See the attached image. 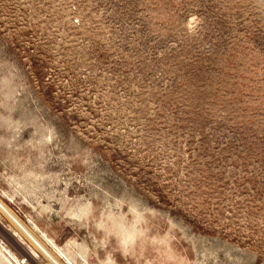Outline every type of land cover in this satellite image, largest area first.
<instances>
[{
    "label": "rangeland",
    "instance_id": "374dc122",
    "mask_svg": "<svg viewBox=\"0 0 264 264\" xmlns=\"http://www.w3.org/2000/svg\"><path fill=\"white\" fill-rule=\"evenodd\" d=\"M7 211L61 264H264V0H0V264H51Z\"/></svg>",
    "mask_w": 264,
    "mask_h": 264
},
{
    "label": "bare ground",
    "instance_id": "6f19581e",
    "mask_svg": "<svg viewBox=\"0 0 264 264\" xmlns=\"http://www.w3.org/2000/svg\"><path fill=\"white\" fill-rule=\"evenodd\" d=\"M8 212V211H7ZM9 213V212H8ZM10 216L17 222V224H15V222H13L11 220V222L16 226V228H18L19 232L21 233L22 236H24L26 239H28L33 246L42 254L44 255L48 261L51 264H61L56 257H53L52 254L49 252V250L47 249V247L45 245H43L42 243H40L39 241L36 240V238L33 236L32 232L30 230H28L18 219H16L14 216L11 215V213H9ZM0 231L2 232H6L9 231V229H7L5 226L0 224ZM22 239V238H21ZM18 243H20L19 241H17ZM28 256L29 259L31 258H35L29 251L26 254V257ZM20 262V260H18ZM33 262V261H32ZM26 263V262H25Z\"/></svg>",
    "mask_w": 264,
    "mask_h": 264
}]
</instances>
